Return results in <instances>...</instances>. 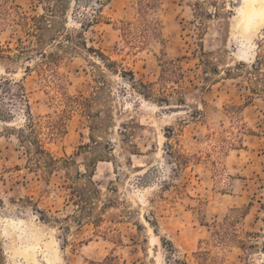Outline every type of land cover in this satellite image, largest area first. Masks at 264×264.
I'll return each instance as SVG.
<instances>
[{
  "label": "rangeland",
  "instance_id": "obj_1",
  "mask_svg": "<svg viewBox=\"0 0 264 264\" xmlns=\"http://www.w3.org/2000/svg\"><path fill=\"white\" fill-rule=\"evenodd\" d=\"M68 1L67 29L83 32L119 73L85 51L59 64L64 90L76 98L97 94L92 111L100 116L70 114L66 133L48 149L73 163H60L49 181L25 169L14 134L26 108L7 101L13 116L0 120V264H264V97L224 74L261 63L264 78V22L253 16L245 26L247 0H158L159 35L139 44L121 30L125 22L140 28L136 0H98L102 5L93 7ZM12 4L43 13L39 0ZM4 5L0 46L15 48L21 34L2 15ZM98 9L100 20L88 26ZM165 61L173 73L161 81ZM35 64L0 61V76L24 87L34 119L61 114L63 100ZM140 83L177 89L179 96L167 105L157 94L145 97ZM168 145L184 165L170 157ZM92 170L99 195L92 209L80 212L68 185ZM233 209L247 212L236 229L242 239L258 234L256 250L206 245L213 223ZM206 251L203 260L199 252Z\"/></svg>",
  "mask_w": 264,
  "mask_h": 264
},
{
  "label": "trees",
  "instance_id": "obj_2",
  "mask_svg": "<svg viewBox=\"0 0 264 264\" xmlns=\"http://www.w3.org/2000/svg\"><path fill=\"white\" fill-rule=\"evenodd\" d=\"M0 1L5 4L2 15L6 16L10 25L16 26L15 33L19 32L21 34L15 41V48L10 47L11 42H8L6 47L0 46V61L11 63H16L23 59L27 63L34 61L36 64L33 68L36 69L45 83L53 85L66 107L61 114L55 112V115L34 119L30 112L29 101L24 87L16 84L14 87L10 80L0 76V120L7 122L13 116V111L7 109L6 103L8 100L26 108V121L21 128L15 130L16 133L14 134L21 151V158L25 162V169L30 173L39 174L42 180L49 181V178L59 169L60 163L66 166H69L71 162L73 163V161H61V159L55 158L48 149L50 143H53L66 133V123L70 114L80 110L90 119L100 116L98 112L93 113L92 111V101L97 99V94L92 99L82 96L76 98L70 96L64 90L63 80H61L57 72L59 64L64 58L75 56L85 51L89 56L96 58L106 70L119 73L118 65L107 58L100 49L89 46L83 32L69 31L67 29L65 18L70 6L68 0H39L44 5L42 8L43 13L40 15H31L17 5H10L11 0ZM75 2L78 3L79 0ZM157 2L158 0H136L135 5L140 18V28L133 26L129 22L123 23L121 30L126 39L135 37L136 40L138 39L137 42L139 44H145L149 39L156 38L159 35V23L155 17ZM94 3L100 4L98 0H86V4H89L90 7H93ZM100 12L99 9L95 10L97 15L88 21V26L100 20ZM82 29L84 28L82 27ZM202 57L203 64L208 68L211 63L207 58V54L203 52ZM171 63L163 62L161 81L167 80L170 74L173 73V71L169 70ZM92 64L93 67H98L95 63ZM261 65L260 63L259 65L247 66L241 63L233 69H226L224 74L229 79H243L251 96L264 97V78H261V68H259ZM25 70L28 73L32 71V67L28 65ZM121 73L125 74L124 70ZM130 76L131 81H134V75L130 73ZM95 80L97 84L100 83L101 85H99L97 90H103L105 85L103 74L96 77ZM140 86L144 90L143 95L145 97H153L157 94L159 100L167 105L170 102V98L179 96L177 89H172L171 93H168L162 86L157 90L154 89L152 84L143 85V83H140ZM178 101L183 103L181 99H178ZM90 140H93V138L90 137ZM168 150L170 151V157L176 160L179 167L185 164L181 159L182 156L173 146L168 145ZM92 167H95V163L92 164ZM94 173L95 170L89 173L87 171L83 174L78 173L75 182H69L68 188L73 198L72 200L80 212H87L89 208L92 209L93 197L99 195V191L93 182ZM80 179H87V183L79 185ZM246 216V211L233 209L231 215L226 216L222 222H214L211 227L210 240L206 242V245L223 248L230 243H235L242 250H256L258 243H255V240L258 238V234L246 233L245 238L242 239L236 229V224L239 220L244 219ZM75 219V222H80L76 217ZM208 253L207 251L199 252L203 260H207L205 255L208 256ZM209 261L217 262L216 259Z\"/></svg>",
  "mask_w": 264,
  "mask_h": 264
},
{
  "label": "bare ground",
  "instance_id": "obj_3",
  "mask_svg": "<svg viewBox=\"0 0 264 264\" xmlns=\"http://www.w3.org/2000/svg\"><path fill=\"white\" fill-rule=\"evenodd\" d=\"M242 15L246 20V27L250 25L253 16H258L259 21L264 22V0H247L246 8Z\"/></svg>",
  "mask_w": 264,
  "mask_h": 264
}]
</instances>
